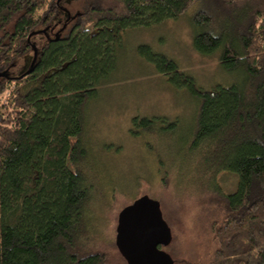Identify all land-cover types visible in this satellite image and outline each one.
I'll use <instances>...</instances> for the list:
<instances>
[{
  "label": "trees",
  "instance_id": "16d2710c",
  "mask_svg": "<svg viewBox=\"0 0 264 264\" xmlns=\"http://www.w3.org/2000/svg\"><path fill=\"white\" fill-rule=\"evenodd\" d=\"M62 1L0 0V74H8L0 77V264H110L92 218L103 185L86 144L89 101L113 81L124 33L178 19L198 2L195 50L240 81L208 90L152 46L138 53L197 101L177 170L183 184L199 181L221 197L208 264H264V0H90L68 32L69 24L41 45L35 37L49 33ZM34 47L32 70L12 76ZM133 120L148 134L159 122L167 136L178 133L179 119ZM222 172L238 175L235 190H223Z\"/></svg>",
  "mask_w": 264,
  "mask_h": 264
},
{
  "label": "rangeland",
  "instance_id": "374dc122",
  "mask_svg": "<svg viewBox=\"0 0 264 264\" xmlns=\"http://www.w3.org/2000/svg\"><path fill=\"white\" fill-rule=\"evenodd\" d=\"M89 2L63 0L49 33L43 30L35 40L42 45L67 24L68 32L74 22H69L70 18L83 12ZM203 5L194 4L178 19L124 33L113 81L89 101L86 144L91 167L99 173L103 185L91 206L92 218L97 224L94 227L109 243L110 264H127L116 246L118 216L124 207L143 195L161 202L164 218L173 233L172 243L165 250L176 264H208L215 250L211 222L219 213L221 197L201 186L199 181L183 184L179 177L181 171L177 170L183 162L179 155L183 148L180 141L188 136L193 125L197 101L186 88H177L166 75L157 73L154 65L138 53L140 45L152 46L175 59L181 70L194 75L198 85L208 90L240 81L243 75L226 72L216 55H201L193 46L191 18ZM34 53L20 57L9 73L20 76L29 72L36 57ZM137 116L179 119L178 133L167 136L165 132L170 130L162 129L166 126L162 122L158 123L159 132L145 133L140 130L142 125L137 126L133 120ZM190 172L196 176L194 171ZM167 173L169 176L164 180ZM219 178L224 191L235 190L236 173L222 172Z\"/></svg>",
  "mask_w": 264,
  "mask_h": 264
},
{
  "label": "water",
  "instance_id": "95a60500",
  "mask_svg": "<svg viewBox=\"0 0 264 264\" xmlns=\"http://www.w3.org/2000/svg\"><path fill=\"white\" fill-rule=\"evenodd\" d=\"M116 231V246L127 264H175L164 249L172 243L173 233L160 201L149 195L137 198L119 213Z\"/></svg>",
  "mask_w": 264,
  "mask_h": 264
}]
</instances>
